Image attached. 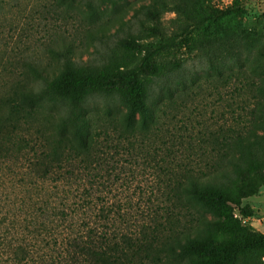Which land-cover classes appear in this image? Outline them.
I'll list each match as a JSON object with an SVG mask.
<instances>
[{"label": "trees", "instance_id": "1", "mask_svg": "<svg viewBox=\"0 0 264 264\" xmlns=\"http://www.w3.org/2000/svg\"><path fill=\"white\" fill-rule=\"evenodd\" d=\"M70 1L93 11L120 0ZM171 7L194 25L212 19L197 0L191 6L149 0L122 25V36L94 45L87 58L61 46L57 73L36 71L38 88L15 79L0 91V264H237L245 252L264 249L261 234L239 243L226 239L240 228L233 206L255 194L252 181L264 175L263 97L252 125L227 142L229 152L224 148L213 174L191 177L182 189L213 218L195 236L183 234L176 202L143 210L107 200L140 165L144 136L95 127L85 105L95 96H115L127 127L154 121L150 92L183 67L182 60L159 61L182 45L164 41L157 25ZM238 12L227 9L215 20ZM262 75L263 95L264 68Z\"/></svg>", "mask_w": 264, "mask_h": 264}, {"label": "rangeland", "instance_id": "2", "mask_svg": "<svg viewBox=\"0 0 264 264\" xmlns=\"http://www.w3.org/2000/svg\"><path fill=\"white\" fill-rule=\"evenodd\" d=\"M144 2L149 0L107 2L91 11L70 0H0V91L15 79L38 88L36 71L57 73L55 51L61 46L87 58L94 45L122 36L127 27L122 25ZM183 2L191 6L192 0ZM197 4L212 19L194 25L171 7L157 22L164 41L182 43L159 61L182 60L183 67L161 90L150 92L154 121L147 128L138 121L127 127L125 109L115 96H95L85 105L95 127L144 136L139 139L145 151L140 165L112 187L107 200L143 210L176 202L183 234L190 236L213 218L182 194L183 187L191 177L213 174L227 142L252 125V113L264 98L258 90L264 68V0ZM232 8L240 12L215 20ZM120 155L126 158L124 151ZM252 185L256 193L233 206L240 228L227 240L239 243L253 234L264 236V175ZM175 190L180 192L178 201ZM237 264H264V249L245 252Z\"/></svg>", "mask_w": 264, "mask_h": 264}]
</instances>
